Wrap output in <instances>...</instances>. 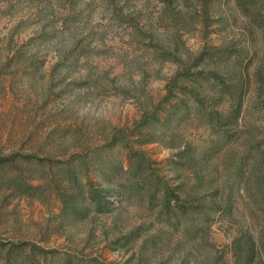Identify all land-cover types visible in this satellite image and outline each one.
I'll list each match as a JSON object with an SVG mask.
<instances>
[{"label":"rangeland","instance_id":"374dc122","mask_svg":"<svg viewBox=\"0 0 264 264\" xmlns=\"http://www.w3.org/2000/svg\"><path fill=\"white\" fill-rule=\"evenodd\" d=\"M202 49L230 54L205 69L232 99L179 91ZM122 141L145 163L136 177ZM66 168H83L94 196L75 219L59 201L74 195ZM154 180L199 186L206 208L229 212L185 234L160 215ZM242 232L264 242V0H0V242L79 264H235Z\"/></svg>","mask_w":264,"mask_h":264},{"label":"trees","instance_id":"16d2710c","mask_svg":"<svg viewBox=\"0 0 264 264\" xmlns=\"http://www.w3.org/2000/svg\"><path fill=\"white\" fill-rule=\"evenodd\" d=\"M230 54L228 51H208V49H202L200 52L195 56L194 61L190 64V68L194 69V72L190 71V68H185L183 65V70L179 73L186 79L190 84L187 86H182L180 88L181 94L184 96L186 100L193 97L194 99H198V96L202 93L206 94L207 96L213 97V101L217 97H231L234 93H237L235 90V86L233 84H226L223 81L222 76H220L215 70H208L206 71V67L209 63L217 62V64L226 63L228 59H230ZM175 62H179L178 58H173ZM190 59V58H189ZM179 64H183L179 62ZM219 88L217 92L215 88ZM219 93V94H218ZM242 93V90H241ZM240 93V94H241ZM212 95V96H211ZM168 96L165 97L167 100ZM184 99V101H185ZM165 100V101H166ZM234 100V99H233ZM184 101H179L174 104V111L177 107L181 104H184ZM199 100H197V104H199ZM170 103V102H168ZM172 105V103L170 104ZM241 96L237 98V102L234 103L233 110L235 111L230 115L229 119L226 123L233 126L238 123L239 113L241 109ZM171 107V106H170ZM203 109H201L202 111ZM174 113V112H173ZM172 114L167 115V120L171 118ZM171 115V116H170ZM145 117L143 122H146L145 125L142 127H148L158 120L155 114H151ZM147 118V119H146ZM148 119H150L148 121ZM151 122V123H147ZM141 127V128H142ZM143 136L142 132H140ZM150 135V134H148ZM149 137V136H147ZM153 137V136H152ZM151 138V137H150ZM144 139L147 140L148 138ZM152 139V138H151ZM119 139H115L113 143H117ZM123 143V144H122ZM122 148L125 150L126 156L128 160H130L131 166L128 168V172L130 173L131 177H136L139 173L144 172L145 170L141 171L142 168H145V163L141 157L134 154L129 147L125 144V142H121L120 144ZM187 154V153H186ZM189 159H193L191 156ZM206 158H200V161H204ZM204 165V163H203ZM80 176L78 174V178L74 172L66 170L61 173V180H63L69 188L73 187L74 195H67L59 197L60 205L62 211L65 213V217L68 219H75L81 214H86L89 210V205L92 203H87V198L94 200V196L89 194L87 195L85 186H83L80 182H82V175H83V168L80 170ZM80 181V182H79ZM145 183H148L150 178L146 177V180L143 178ZM156 182V183H155ZM200 182V178L197 177V183ZM80 183V184H78ZM155 185H154V184ZM152 188L155 191L156 189L161 194V211L160 215L165 218H169L170 225L174 226L175 228H181V231H185V234L189 235H199L202 234L203 236L206 235L207 229H209L208 221L211 219V215L213 211H220L222 216H227L229 212L228 206L225 208H206L207 206L203 203V196L202 188L197 186V195L196 192H187L182 189V184L180 186H176L175 189H169L167 185H160L157 181H153ZM202 186V185H200ZM97 208L101 210H108L109 208V201L105 199L97 200L96 201ZM220 208V209H219ZM219 209V210H217ZM167 218V219H168ZM190 222V224H188ZM137 231H133L129 233L125 238V243L131 241L137 234ZM241 236H236L232 240V251L233 254H237L235 256L237 259L235 260V264H254L257 262L258 264L262 263L263 256H264V242L262 239L255 237L253 234L248 232H242ZM0 264H79L76 263L72 258L64 256L58 257L54 255L52 252L46 251L40 245L34 243H3L0 242ZM92 264V263H90ZM98 264V263H97Z\"/></svg>","mask_w":264,"mask_h":264}]
</instances>
